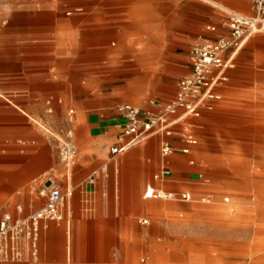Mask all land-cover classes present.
<instances>
[{
  "label": "crops",
  "instance_id": "crops-1",
  "mask_svg": "<svg viewBox=\"0 0 264 264\" xmlns=\"http://www.w3.org/2000/svg\"><path fill=\"white\" fill-rule=\"evenodd\" d=\"M205 1L228 9L226 19L231 12L255 14L248 0ZM164 5L168 7L162 11ZM175 5L176 0H0V222L6 215L15 223L38 212L55 186L64 195L72 192L60 207L63 219L42 221L36 241L27 235L8 241L0 264H140L139 250L153 243L145 240V225L160 217L159 197L148 198L147 192L192 196L182 191L192 178L187 165H195L187 161L192 151L182 153L183 126L170 138L173 157H157L162 136L112 156L110 149L119 142L126 120L114 109L113 91L97 90L96 82L86 77L88 71H82L91 67L88 59H74V54L94 53L97 38L107 45L113 36H128L130 29L121 22L144 20L146 13L154 20L162 15L171 20ZM215 34L207 39L216 40L223 32ZM188 64L184 76L191 72L189 53ZM232 72L228 83L216 90L212 112L221 106ZM175 94L141 109L157 114ZM49 102L54 117H61L58 122L49 116ZM67 107L72 115L65 116ZM188 122L192 129L197 126ZM50 124L56 129L52 156L46 130ZM69 133L78 154L73 164L59 158L58 141ZM106 156L109 162L103 165ZM164 168L171 174L162 175ZM141 216L145 218L137 223Z\"/></svg>",
  "mask_w": 264,
  "mask_h": 264
},
{
  "label": "rangeland",
  "instance_id": "rangeland-1",
  "mask_svg": "<svg viewBox=\"0 0 264 264\" xmlns=\"http://www.w3.org/2000/svg\"><path fill=\"white\" fill-rule=\"evenodd\" d=\"M175 7L171 20L163 15L154 20L146 13L144 20L121 22L130 29L128 36H113L107 45L97 38L94 53L74 54L75 60L90 62L82 71H88L97 90L113 91L114 109H144L152 100H170L190 71L191 45L216 37L213 26L227 35L223 24L228 9L205 0H176ZM237 61L219 109L188 118L197 123L198 144L187 157L195 165H187L192 178L182 191L190 192L192 200L184 203L162 193L160 217L146 218L145 240L153 243L139 250L140 264H264V33L245 45ZM71 109L65 108V116ZM47 127L52 156L56 129ZM67 139L58 141L60 160V146ZM108 160L106 156L103 165Z\"/></svg>",
  "mask_w": 264,
  "mask_h": 264
},
{
  "label": "built area",
  "instance_id": "built-area-1",
  "mask_svg": "<svg viewBox=\"0 0 264 264\" xmlns=\"http://www.w3.org/2000/svg\"><path fill=\"white\" fill-rule=\"evenodd\" d=\"M253 3L255 14L246 16L231 12L223 24L227 35L221 34L216 40L203 39L196 41L189 51L191 72L184 76L178 84V89L172 101L161 104L157 114L143 112L142 109L131 105H119L118 112L125 118L126 123L120 135L119 142L110 149L112 156L123 154L152 137L162 136L161 157L163 160L172 155L176 149L170 138L175 128L183 126L182 140L185 147L182 153L190 154L192 147L198 144L188 118H200L205 112L214 110V102L218 99L216 90L225 86L229 81V72L236 68V59L252 37L264 33V0H248ZM217 32L216 26L210 27ZM152 104L158 105L156 101ZM51 102L48 112L52 113ZM73 111L69 112L72 115ZM61 161L73 164L77 157V149L69 133L68 139L60 146ZM167 168L162 175H170ZM44 195V192H41ZM72 192L62 194L60 187H53L47 194L46 205L28 218L12 223L11 216L6 215L0 222V258L4 259L8 252V241L18 240L27 235L33 241L37 240L38 230L42 221H61L63 216L60 207L66 197ZM159 197L148 191L146 197ZM178 197L179 200L190 202V194L180 196L169 195V198ZM147 224V221H144ZM35 256V255H34ZM17 257H19L17 255ZM34 264H38L37 261Z\"/></svg>",
  "mask_w": 264,
  "mask_h": 264
},
{
  "label": "bare ground",
  "instance_id": "bare-ground-1",
  "mask_svg": "<svg viewBox=\"0 0 264 264\" xmlns=\"http://www.w3.org/2000/svg\"><path fill=\"white\" fill-rule=\"evenodd\" d=\"M151 193L153 194V192L151 191ZM159 195H160V198L162 197V193L159 192ZM166 198H169V195L168 196H165ZM150 198V197H149Z\"/></svg>",
  "mask_w": 264,
  "mask_h": 264
}]
</instances>
